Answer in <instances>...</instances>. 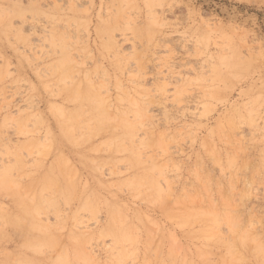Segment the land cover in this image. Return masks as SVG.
<instances>
[{
    "label": "rangeland",
    "instance_id": "374dc122",
    "mask_svg": "<svg viewBox=\"0 0 264 264\" xmlns=\"http://www.w3.org/2000/svg\"><path fill=\"white\" fill-rule=\"evenodd\" d=\"M0 264H264V0H0Z\"/></svg>",
    "mask_w": 264,
    "mask_h": 264
},
{
    "label": "bare ground",
    "instance_id": "6f19581e",
    "mask_svg": "<svg viewBox=\"0 0 264 264\" xmlns=\"http://www.w3.org/2000/svg\"><path fill=\"white\" fill-rule=\"evenodd\" d=\"M81 98V97H80Z\"/></svg>",
    "mask_w": 264,
    "mask_h": 264
}]
</instances>
